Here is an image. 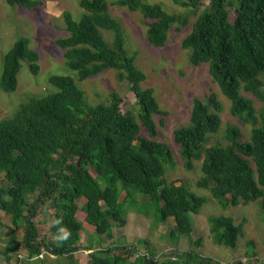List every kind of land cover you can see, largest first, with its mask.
<instances>
[{
    "label": "trees",
    "instance_id": "trees-1",
    "mask_svg": "<svg viewBox=\"0 0 264 264\" xmlns=\"http://www.w3.org/2000/svg\"><path fill=\"white\" fill-rule=\"evenodd\" d=\"M172 1L184 11L170 12L162 3L147 0L110 3L140 11L147 20V39L154 46L166 43L174 25L182 29L192 23L182 47L190 51L193 64L208 63L213 80L231 102V114L251 124L252 129L249 139L244 140L242 130L230 126L228 143L209 145V137L222 125L223 110L218 95L211 92L207 98H194L191 123L176 128L174 139L186 169L192 170L201 160L199 187L209 189L225 208L261 199L264 220V0ZM8 3L33 8L43 1ZM80 6L84 11L78 19L68 10L63 13L68 35L57 43L64 49L65 63L77 72L80 81L110 68L118 70L119 77L129 82L139 108L137 113L123 112L122 98L116 93L109 103L91 105L75 77L52 74L49 81L54 90L31 96L12 116L0 119V209L11 221L9 238L0 250L6 264H11L18 248L26 251V256L17 260L21 264L24 259L43 262L40 255L45 251L68 257L69 264H79L75 253L81 249L91 250L88 264H220L214 257L178 248L157 253L151 248L139 252V246L127 244L112 243L97 249L92 244L81 246L85 225L77 216L80 209L97 233L113 238L115 227L126 226L130 203L136 201L138 192L156 204L158 222L173 217L175 226L169 238L174 244L183 236L193 241L191 214L200 212L206 198L191 191L187 183L169 182L165 177L174 155L156 138L154 118L164 111L154 89L143 87L146 73L127 52L122 25L111 15L109 2L81 0ZM103 29L113 33V44ZM25 60L38 74L40 54L31 47L29 38L22 37L4 55L0 81L4 91L17 89ZM244 91L258 98L259 109ZM143 129L148 136L142 134ZM129 185L133 192L126 189ZM82 198L85 201L80 205ZM44 206L46 213L48 207L55 209L50 228L53 238L40 237L38 230L36 216ZM208 221L216 243L237 246L243 224L224 214L211 215ZM236 264L251 263L239 260Z\"/></svg>",
    "mask_w": 264,
    "mask_h": 264
},
{
    "label": "rangeland",
    "instance_id": "rangeland-1",
    "mask_svg": "<svg viewBox=\"0 0 264 264\" xmlns=\"http://www.w3.org/2000/svg\"><path fill=\"white\" fill-rule=\"evenodd\" d=\"M43 3L33 8L16 4L11 5L8 0H0V81L3 72L4 55L13 47L20 38H29L30 45L40 54L39 73L34 74L29 66V61H22L18 73L19 84L15 91L6 92L0 85V119L12 116L21 103L31 96H41L54 90L49 77L52 74H67L76 78L79 86L85 91V97L89 104L109 103L113 93L122 98L121 110L138 111L136 97L129 88V82L119 77V71L113 68L107 69L97 76L78 80L77 72L65 63L64 49L59 46L57 39L68 35L63 13L68 10L75 18H80L84 9L80 6L81 0H42ZM109 2L111 15L122 25L126 37V50L134 55L140 69L146 73L143 87L154 89L155 96L163 109L162 114L154 116L158 126V140L166 143L173 151L174 163L167 164L166 179L169 182L187 183L191 191L206 198L199 213H192L194 229L191 233L193 239L183 236L178 243H173L169 238L170 231L175 226V220L170 217L167 221L158 222L156 216L159 212L150 197L138 192L136 201L131 202L132 209L128 214L126 226L115 227L113 238L105 234H99L94 227L85 221L86 213L80 209L77 216L84 221L85 228L81 232V246L88 247L92 244L94 249L107 247L112 243L139 246V252L153 249L157 253L168 252L175 248L180 251L193 250L204 256L217 259L220 264H236L237 261L254 264L257 261L264 262V220L262 218L261 199L252 200L238 205L222 206L213 196L212 192L204 187H199L197 181L202 176L201 160L195 162L194 168L188 170L180 155L178 143L174 139L176 128L190 124L191 110L195 97L207 98L211 92H215L223 104L221 112L222 125L219 131L209 137V145L217 142L228 143L227 129L230 126H238L243 132V139L250 137L252 125L242 123L231 114V102L222 93L219 85L213 80L208 63L193 64L190 60V51L182 47V40L191 30V24L177 29L174 25L169 38L163 46H154L147 39L146 19L140 11H132L127 7ZM151 3H162L170 12L184 11V7L172 0H147ZM208 3V0H204ZM192 18V22H193ZM107 41L113 44V33L102 30ZM264 83V76H263ZM264 85V84H263ZM254 99L256 107H261V102L251 93L243 92ZM142 134L148 136L146 129ZM94 175L95 172H94ZM105 186V184H103ZM123 186L119 183V187ZM129 191L134 187L129 185ZM126 190L121 194L124 198ZM32 196V195H31ZM85 201L82 198L80 205ZM79 202V201H78ZM128 207V206H127ZM46 206L39 209L36 221L40 237L53 238L51 233L54 208ZM126 209V205L123 206ZM136 209H139L138 211ZM230 215L236 223L243 224V233L239 236L237 246L218 244L214 241L208 217L211 215ZM11 230L10 217L0 209V250L5 248ZM20 238V236H18ZM201 240L197 244V240ZM143 241H146L144 245ZM102 243V244H98ZM252 246V256L247 254L248 247ZM91 250L81 249L75 253V262L88 264ZM26 256L23 248H18L13 253V264L17 258ZM134 258V254H131ZM38 259H24V264H69L66 256H55L44 252ZM5 255L0 252V264H6Z\"/></svg>",
    "mask_w": 264,
    "mask_h": 264
},
{
    "label": "clouds",
    "instance_id": "clouds-1",
    "mask_svg": "<svg viewBox=\"0 0 264 264\" xmlns=\"http://www.w3.org/2000/svg\"><path fill=\"white\" fill-rule=\"evenodd\" d=\"M42 256H43V254L40 255V257H42ZM21 258H23L22 255H20V256L17 258V260H18V259H21ZM17 260H16L15 264H21V261L17 262ZM11 264H13V260H11Z\"/></svg>",
    "mask_w": 264,
    "mask_h": 264
},
{
    "label": "water",
    "instance_id": "water-1",
    "mask_svg": "<svg viewBox=\"0 0 264 264\" xmlns=\"http://www.w3.org/2000/svg\"><path fill=\"white\" fill-rule=\"evenodd\" d=\"M247 251L251 254L253 252L252 246H249Z\"/></svg>",
    "mask_w": 264,
    "mask_h": 264
}]
</instances>
